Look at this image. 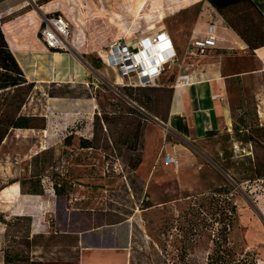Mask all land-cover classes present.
<instances>
[{
	"label": "rangeland",
	"instance_id": "rangeland-1",
	"mask_svg": "<svg viewBox=\"0 0 264 264\" xmlns=\"http://www.w3.org/2000/svg\"><path fill=\"white\" fill-rule=\"evenodd\" d=\"M30 2L36 6L35 0ZM60 2L36 6L33 11L44 19L46 16L42 13L58 12L54 6H62L59 13L70 23V36L62 50L77 54L90 67V81L84 85L90 97L50 98V91L75 96L83 91L78 89V83L61 87L39 83L23 113L45 115L46 129H14L2 143L0 185L23 178L32 156L45 151L41 158L45 194L8 199L20 197L19 182L1 190L0 264L25 262V259L5 261L6 253L28 249L26 234L30 221L17 220L12 215L16 205L42 207L41 216L49 229L84 230L102 222L127 221L134 231L133 264H208L214 240H222L225 233L224 223L209 212L212 194L222 201L236 203L237 219L231 229L226 228L227 233L235 247L245 248L250 252V259L256 258V252L247 248L246 241L251 239L256 221L264 232V181L254 183L246 177L252 173L251 167L258 158H264V138L247 140L252 136V129L264 126V73L235 83L232 125L201 138H184L162 118L169 113V89L175 88L185 67L167 66L156 85L149 86L160 91L144 99L147 107L136 106L147 117L143 144L138 152L122 144L123 136H115L118 140L115 145L110 132L116 129L108 130L105 125L96 141L98 147L80 148L81 136L93 137L95 113L136 116L130 112L126 101L130 88L139 86L122 83L119 71L105 64L101 56L109 44L120 37L135 40L141 33H150L160 26H164L171 37L175 34L182 37L190 32L202 2ZM8 43L18 60L16 49ZM67 66L62 61L56 63L58 70ZM168 153L178 160L177 166L162 163ZM137 156L141 162L134 169ZM256 168L264 171V164ZM54 179L67 182V196L54 192ZM41 252L38 250L35 256L45 255Z\"/></svg>",
	"mask_w": 264,
	"mask_h": 264
},
{
	"label": "crops",
	"instance_id": "crops-1",
	"mask_svg": "<svg viewBox=\"0 0 264 264\" xmlns=\"http://www.w3.org/2000/svg\"><path fill=\"white\" fill-rule=\"evenodd\" d=\"M30 1L4 0L0 2V16L16 11ZM54 1L63 2V0H53L47 5ZM232 1L235 0H194L193 3L202 2V9L190 32L182 37L176 34L172 37L180 55L177 65L185 67L180 74L185 76V80L181 85L174 86L168 126L184 138H201L207 136L210 130L219 131L232 125L235 83L264 73V45L254 50L250 49L238 29L230 25L217 10L218 6ZM253 1L256 4V10L243 14L240 21L236 22L239 27L247 25L258 28L263 25L264 0ZM54 7L55 10L62 11V6ZM31 23H36L39 27L40 21L36 18L34 11L3 25L6 37L15 47L16 55L25 69L28 80L35 81L36 87L39 83L52 82L86 85L90 81L92 71L77 54L65 49L52 51L35 37L30 40L20 37L21 39L16 41L17 37L24 36L26 24ZM210 24H215L217 27V34L220 37L217 46L210 54L195 57L188 55L187 47L182 44H188L193 37H203ZM160 30H165V27L160 26L159 29L150 33ZM34 41L37 44H32ZM188 59L191 61H187ZM61 61L68 66L58 70L56 63ZM91 83L94 84L93 81ZM50 98L67 99L68 97ZM162 163L164 164V158ZM18 191L19 198L8 199L21 200L26 197L27 194L21 192L20 185ZM41 210L42 207L16 205L12 215H30L32 232H47L50 229L41 216ZM127 223V221L116 224L102 222L100 225L79 230L77 245L59 246L55 249L61 255L59 258L63 259H42V257L39 259L43 264H133L134 231ZM262 230L263 226L256 221L252 237L246 241L247 248L254 249L256 252L257 264H264V232Z\"/></svg>",
	"mask_w": 264,
	"mask_h": 264
},
{
	"label": "trees",
	"instance_id": "trees-1",
	"mask_svg": "<svg viewBox=\"0 0 264 264\" xmlns=\"http://www.w3.org/2000/svg\"><path fill=\"white\" fill-rule=\"evenodd\" d=\"M4 0H0L2 2ZM53 0H35L36 6L39 8L45 6ZM58 3V2H57ZM61 3V2H60ZM31 2L27 3L20 9L13 11L9 14H3L0 16V147L9 133L14 129H42L45 130L47 126V117L45 115L36 114H26L23 113V108L26 105L29 97L34 91L36 86L35 81H30L26 78L25 72L20 66L18 60L10 49L9 41L7 40L6 34L4 32L3 25L9 21H12L26 13L35 10L37 7ZM218 12L225 18V20L232 26L236 27L240 32V35L248 43L250 49L254 50L257 47L264 45V23L261 27L255 28L251 26L244 25L239 27L236 22L240 21L243 14L249 13L252 10H256V4L253 0H235L224 5L217 7ZM58 12H47L43 13L46 17L51 16H62ZM35 13V12H34ZM50 13V14H49ZM36 15V13H35ZM36 18L40 21L39 27L36 23L26 24L24 27V36L17 37L16 41L19 39H34L38 38L45 46H47L52 51H62V49L50 48L43 38L42 29L45 26V21L43 18ZM21 37V38H20ZM32 44H37L35 41ZM15 48V47H14ZM173 78V77H171ZM54 86H73L71 83H59L52 82ZM79 84V83H78ZM78 89L83 91L82 94L75 96L74 94L58 93L50 91L51 97H90V93L87 91L83 84L77 86ZM86 90H84V89ZM154 91H160L159 88L149 87V86H139L138 88H130L128 93L129 104L128 109L130 112L136 116H124V114H109L107 112L103 113L101 116L95 113L93 120V137H83L79 138V147L84 149L98 147L96 141L98 136L103 132L104 125L109 130L114 128L116 130H111L110 135L114 137L113 143L118 145V140L115 136H123L125 139L122 144L134 152H138L143 144L145 122L147 120L146 115L137 109L136 106L147 107L145 98H148L150 93ZM170 92V108L174 89H169ZM169 113L163 120H168ZM217 130H210L209 134L216 133ZM252 136H249L248 142L255 141L256 138H264V126H259L252 129ZM255 137V139H254ZM45 151L38 152L32 156L29 163L26 165V175L19 179L15 178L10 180L7 184L0 185V192L3 188L11 185L13 183H18L23 194H31L33 197H38L39 195L45 194V187L43 182V166L42 156ZM47 161V160H46ZM49 161V160H48ZM141 162L139 156L133 164L134 169ZM264 164V158L257 160L253 164L252 173L249 174L246 179L249 181L257 182V180L264 181V171H258L256 166H261ZM52 188L57 195H68L69 190L67 188V182L61 183L59 180H52ZM209 207L210 213L220 219L224 223L223 229L225 233H222V240H214V249L208 256V264H257L256 258H249L250 252L245 248L239 246H234L235 243L230 239L227 229L234 226V221L237 219V205L234 202H229L228 200H223L216 197L214 194L210 197ZM17 220H29L30 227L26 234V245L25 251L16 250L13 253H6L5 261H10V259H25L24 264H43L39 257L35 256L38 250H42V259H63L59 258L61 255L57 253L56 248L59 246H73L77 245L79 242V230H59L51 228L49 231L45 232H32V217L30 215H14ZM123 222L122 220L108 221L107 224H116ZM235 248H232V246ZM55 250V251H54ZM26 255L24 256V254ZM238 253V254H237Z\"/></svg>",
	"mask_w": 264,
	"mask_h": 264
},
{
	"label": "built area",
	"instance_id": "built-area-1",
	"mask_svg": "<svg viewBox=\"0 0 264 264\" xmlns=\"http://www.w3.org/2000/svg\"><path fill=\"white\" fill-rule=\"evenodd\" d=\"M43 38L50 48L62 49L70 36V23L63 16L44 17ZM220 41L215 24H210L203 37H193L188 43L187 54L206 55ZM108 67L116 68L122 83L131 86H154L167 66L176 65L180 55L167 30L141 33L135 40L117 38L101 56ZM134 79V81H133ZM184 75H179L174 86L181 85ZM171 154L164 156V164L178 165Z\"/></svg>",
	"mask_w": 264,
	"mask_h": 264
}]
</instances>
